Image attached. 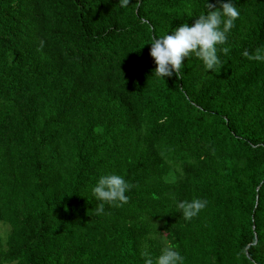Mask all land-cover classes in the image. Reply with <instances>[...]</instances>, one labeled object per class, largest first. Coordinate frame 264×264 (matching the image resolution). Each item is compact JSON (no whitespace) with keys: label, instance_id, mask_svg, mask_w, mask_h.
I'll return each instance as SVG.
<instances>
[{"label":"trees","instance_id":"obj_1","mask_svg":"<svg viewBox=\"0 0 264 264\" xmlns=\"http://www.w3.org/2000/svg\"><path fill=\"white\" fill-rule=\"evenodd\" d=\"M207 2L0 0V264H144L168 244L264 264V62L243 55L264 47V0H232L222 68L153 74L148 43ZM109 173L133 187L97 215Z\"/></svg>","mask_w":264,"mask_h":264},{"label":"clouds","instance_id":"obj_2","mask_svg":"<svg viewBox=\"0 0 264 264\" xmlns=\"http://www.w3.org/2000/svg\"><path fill=\"white\" fill-rule=\"evenodd\" d=\"M129 0H120L121 6H127ZM220 7L214 3H206L207 12L198 16L189 26L187 22L172 31V34H164L154 37L150 43V55L154 59L156 67L153 74L164 79L173 74L180 77L184 67V60L195 56L202 61L206 72H212L222 68L223 63L219 53L227 54L230 49L220 47L227 43V34L235 26L234 22L239 18L240 12L232 0H217ZM243 55L249 60L264 62V47H258L253 53L248 50ZM133 187L123 176L109 173L102 175L93 188L95 198L100 201L95 211L97 215L104 214L105 205L121 207L128 203L126 193ZM208 201L201 198H193L191 201L182 200L177 203L178 210L185 220H191L206 208ZM141 255L145 258L144 264H184V257L176 246L166 245L160 254L153 259L148 251Z\"/></svg>","mask_w":264,"mask_h":264},{"label":"rangeland","instance_id":"obj_3","mask_svg":"<svg viewBox=\"0 0 264 264\" xmlns=\"http://www.w3.org/2000/svg\"><path fill=\"white\" fill-rule=\"evenodd\" d=\"M5 230H8V226L5 223H0V234L3 235Z\"/></svg>","mask_w":264,"mask_h":264}]
</instances>
